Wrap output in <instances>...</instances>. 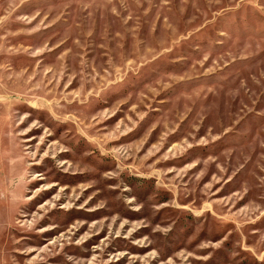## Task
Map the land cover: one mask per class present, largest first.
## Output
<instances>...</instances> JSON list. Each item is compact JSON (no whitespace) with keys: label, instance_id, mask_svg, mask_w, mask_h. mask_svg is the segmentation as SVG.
<instances>
[{"label":"rangeland","instance_id":"374dc122","mask_svg":"<svg viewBox=\"0 0 264 264\" xmlns=\"http://www.w3.org/2000/svg\"><path fill=\"white\" fill-rule=\"evenodd\" d=\"M0 264H264V0H0Z\"/></svg>","mask_w":264,"mask_h":264}]
</instances>
